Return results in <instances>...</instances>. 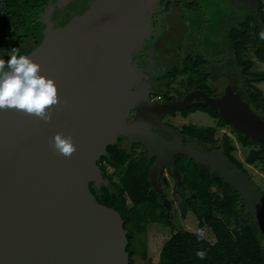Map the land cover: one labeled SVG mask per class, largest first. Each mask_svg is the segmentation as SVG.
I'll return each mask as SVG.
<instances>
[{"label":"water","instance_id":"1","mask_svg":"<svg viewBox=\"0 0 264 264\" xmlns=\"http://www.w3.org/2000/svg\"><path fill=\"white\" fill-rule=\"evenodd\" d=\"M155 1L94 0L58 27L49 21L52 6L42 12L43 39L26 55L55 81L61 103L47 123L0 110V264H129L120 213L90 189V182L103 180L99 159L120 135L156 157L149 174L155 188L159 168L173 169L176 154L216 169L239 192L264 246V197L254 182L229 167L222 149L205 151L163 125L172 135L167 140L145 121L149 86L131 52L148 31L145 11ZM187 100L168 109H186ZM193 106L217 110L238 132L264 144V119L231 90ZM56 132L72 137L76 152L70 158L53 150Z\"/></svg>","mask_w":264,"mask_h":264},{"label":"trees","instance_id":"2","mask_svg":"<svg viewBox=\"0 0 264 264\" xmlns=\"http://www.w3.org/2000/svg\"><path fill=\"white\" fill-rule=\"evenodd\" d=\"M46 6V0H2L0 59H8V53L13 47L18 48L21 55H26L41 42L45 28L40 20V12ZM262 31L264 13L261 11L259 25L248 36L240 35V40L244 43L252 39L256 44L255 58L264 62V40L259 36ZM263 81L264 72H261L255 82ZM252 94L255 106L259 109L257 114L264 119V94L257 87L253 88ZM201 109L217 119L219 125L228 124L217 111L208 107ZM230 127L237 143L248 149L243 161L234 156L236 146L227 134H223L218 142L214 126L191 124L184 129L192 138L207 145V150L222 149L231 169H239L248 176L244 165L252 164L260 166L264 171V144ZM101 161H105V165H101ZM99 164L101 174L109 183L103 184L98 191L92 185L90 189L99 203L120 213L127 232L129 264H134V256L151 264L147 253L150 224L167 227L171 232L161 247L157 264H264V246L252 215L240 203L239 192L216 169L199 164L185 155H177L175 159L177 173L188 191L182 194L178 204L180 215L185 218L191 210L198 220V227H209L213 233L215 240L209 242L199 238L197 232L173 229L171 206L163 192L154 190L149 179L152 161L133 158L125 149L109 145L106 154L99 159ZM114 177L116 181H112ZM260 194L264 197L261 191ZM198 250L206 252L204 259L197 257Z\"/></svg>","mask_w":264,"mask_h":264},{"label":"flooded vegetation","instance_id":"3","mask_svg":"<svg viewBox=\"0 0 264 264\" xmlns=\"http://www.w3.org/2000/svg\"><path fill=\"white\" fill-rule=\"evenodd\" d=\"M46 1L47 6L40 12V20L42 12L52 6L49 21L58 27L83 13L94 0H68L60 6L56 4L58 0ZM261 11L264 13V0H156L151 9H146L148 31L132 50L131 59L132 64L144 74L149 86L147 104L150 112L145 121L150 124L152 132L170 140L172 135L162 127L168 126L186 140L209 151L207 145L185 132L189 125L198 124L182 125L178 117L186 118L198 110L207 113L201 108L208 106L193 105L203 102L205 96L222 98L227 90L246 102L258 115L259 109L255 106L252 93L257 87L255 78L264 71H261L257 63L259 60L254 56L256 44L252 39L241 43L240 35L248 36L254 31L259 25ZM186 99L188 108L179 111L168 109L171 104ZM134 116L135 111L131 110L127 121L130 122ZM227 125L230 127V124ZM113 145L125 149L133 158L152 161L150 171L155 165L156 157L148 155L142 143L120 135ZM177 155L181 154L174 157L175 169L161 166L156 176L158 188L152 187L158 193L163 192L167 200L164 183L172 181L180 202L182 194L188 191L175 167ZM105 163L100 162L101 165ZM102 179L99 186L90 182L92 188L98 191L103 184L109 183L103 175ZM116 180L115 177L112 179Z\"/></svg>","mask_w":264,"mask_h":264},{"label":"clouds","instance_id":"4","mask_svg":"<svg viewBox=\"0 0 264 264\" xmlns=\"http://www.w3.org/2000/svg\"><path fill=\"white\" fill-rule=\"evenodd\" d=\"M259 36L264 40V31ZM60 103L55 81L42 74L38 62L21 55L15 47L8 53V59H0V110H17L47 123L52 118V110ZM52 148L66 158L76 152L72 137L61 132L54 133ZM196 234L204 237L203 231ZM196 255L204 259L206 252L198 250Z\"/></svg>","mask_w":264,"mask_h":264},{"label":"rangeland","instance_id":"5","mask_svg":"<svg viewBox=\"0 0 264 264\" xmlns=\"http://www.w3.org/2000/svg\"><path fill=\"white\" fill-rule=\"evenodd\" d=\"M260 66L261 71H264V62L259 61L257 62ZM257 87L262 91L264 94V81L257 83ZM179 121L182 125L194 123L203 126H214L216 128V139L218 142L221 141L223 134H227L233 144L236 146V150L234 151V156L243 161L248 149H244L241 147L235 138L231 128L228 125H219L217 119L214 120L210 117L207 113H203L202 111L198 110L193 113L187 115L186 118H182L181 116L178 117ZM178 124L177 126L181 125ZM246 171L248 176L254 182L256 187L263 193L264 195V171L260 168V166L245 164ZM111 171V170H110ZM165 192L167 200L171 206L170 211V218L172 222V226L174 230H187L191 232L203 231L204 239L208 240L209 242H214L215 237L211 232L209 227H198V220L195 214L190 210L187 212L185 218H182L180 215V211L178 208L179 197L175 194L173 190V182L167 181L164 183ZM171 232L169 228L160 226L158 224H150L148 227V235H147V253L148 257L151 261V264H157L159 259V253L163 243L168 239ZM134 264H148L147 260H143L140 257L134 256L133 257Z\"/></svg>","mask_w":264,"mask_h":264},{"label":"built area","instance_id":"6","mask_svg":"<svg viewBox=\"0 0 264 264\" xmlns=\"http://www.w3.org/2000/svg\"><path fill=\"white\" fill-rule=\"evenodd\" d=\"M100 165V164H99Z\"/></svg>","mask_w":264,"mask_h":264}]
</instances>
